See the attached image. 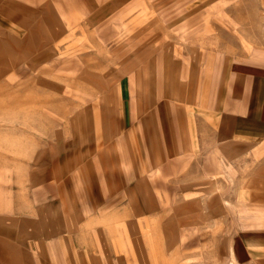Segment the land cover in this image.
<instances>
[{"label":"crops","instance_id":"1","mask_svg":"<svg viewBox=\"0 0 264 264\" xmlns=\"http://www.w3.org/2000/svg\"><path fill=\"white\" fill-rule=\"evenodd\" d=\"M19 1L42 12L78 3ZM196 77L177 105L161 90L154 104L133 90L103 147L76 150L72 168L43 170L36 191L3 193L0 183V264H129L113 237L135 236L130 224L151 218L170 219L176 234L201 219L203 236L212 227L228 237L229 264H264V47ZM16 192L26 198L14 201Z\"/></svg>","mask_w":264,"mask_h":264},{"label":"rangeland","instance_id":"2","mask_svg":"<svg viewBox=\"0 0 264 264\" xmlns=\"http://www.w3.org/2000/svg\"><path fill=\"white\" fill-rule=\"evenodd\" d=\"M71 6L42 12L19 0H0L3 193L36 191L43 170L72 168L80 158L76 150L103 147L111 117L121 115L133 90L143 99L144 89L153 104L161 90L177 105L191 95L187 85H196L202 67L264 47V0H78ZM187 69L194 70L191 76ZM16 194L14 201L26 198ZM189 222L193 228L176 234L170 219H145L137 229L130 224L135 236L114 235V243L128 247L119 255L129 264H229L228 237L212 227L203 236L201 219Z\"/></svg>","mask_w":264,"mask_h":264}]
</instances>
